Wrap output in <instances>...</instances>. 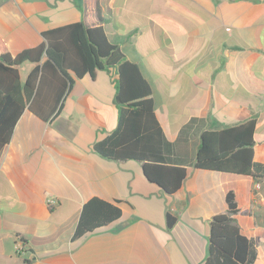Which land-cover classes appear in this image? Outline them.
<instances>
[{"label":"crops","instance_id":"0c3cea01","mask_svg":"<svg viewBox=\"0 0 264 264\" xmlns=\"http://www.w3.org/2000/svg\"><path fill=\"white\" fill-rule=\"evenodd\" d=\"M75 22H101L139 64L171 143L168 161L188 176L168 194L141 162L96 152L118 124L116 68L70 71L55 112L44 119L27 107L0 150V264H205L211 221L227 212L229 191L257 247L253 264H264V172L195 167L203 131L252 118L254 159L264 164V0H0V36L12 55L47 48L45 31ZM35 65L19 66L23 82ZM94 197L117 203L120 218L73 238Z\"/></svg>","mask_w":264,"mask_h":264},{"label":"trees","instance_id":"16d2710c","mask_svg":"<svg viewBox=\"0 0 264 264\" xmlns=\"http://www.w3.org/2000/svg\"><path fill=\"white\" fill-rule=\"evenodd\" d=\"M98 15L101 19L99 12ZM43 35L47 48L42 43L17 55L7 50L0 36V150L10 141L27 107L44 119L55 112L73 81L70 71L83 77L94 76L99 68L114 67L118 124L104 139L95 142V151L117 161H139L147 180L168 194L177 192L188 169L168 161L171 143L155 113L152 85L139 64L128 59L121 47L108 38L101 22L95 26L75 22L49 29ZM45 51L47 57L43 60ZM27 61L36 65L23 82L19 66ZM255 128L256 120L252 118L203 131L195 167L242 175L264 172V164L254 159ZM226 202L227 212L215 215L211 221L205 264H253L257 247L234 217L238 204L233 191L227 193ZM121 214L117 203L94 197L84 204L73 238L110 224ZM175 220V216L168 215L169 226Z\"/></svg>","mask_w":264,"mask_h":264},{"label":"built area","instance_id":"2783aa9c","mask_svg":"<svg viewBox=\"0 0 264 264\" xmlns=\"http://www.w3.org/2000/svg\"><path fill=\"white\" fill-rule=\"evenodd\" d=\"M16 250H17V253L21 254V253H23L24 246L21 243H18L16 245Z\"/></svg>","mask_w":264,"mask_h":264}]
</instances>
